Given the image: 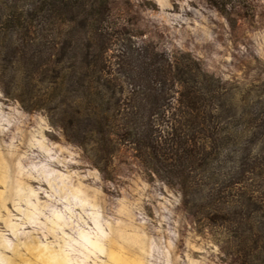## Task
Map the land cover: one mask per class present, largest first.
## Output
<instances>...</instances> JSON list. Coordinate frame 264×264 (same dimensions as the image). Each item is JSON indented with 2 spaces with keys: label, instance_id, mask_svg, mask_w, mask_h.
Listing matches in <instances>:
<instances>
[{
  "label": "trees",
  "instance_id": "1",
  "mask_svg": "<svg viewBox=\"0 0 264 264\" xmlns=\"http://www.w3.org/2000/svg\"><path fill=\"white\" fill-rule=\"evenodd\" d=\"M206 1L231 25L250 8ZM0 29L2 59L21 64L30 91L100 170L129 147L179 186L196 222L220 229L233 264H264V94L237 100L189 53L133 40L109 0H0Z\"/></svg>",
  "mask_w": 264,
  "mask_h": 264
},
{
  "label": "rangeland",
  "instance_id": "2",
  "mask_svg": "<svg viewBox=\"0 0 264 264\" xmlns=\"http://www.w3.org/2000/svg\"><path fill=\"white\" fill-rule=\"evenodd\" d=\"M249 5L231 25L206 0H109L133 40L189 53L235 99L250 91L255 104L264 94V0ZM3 32L0 264H233L220 229L196 222L179 186L150 174L129 147L100 170L67 139L21 64L2 59Z\"/></svg>",
  "mask_w": 264,
  "mask_h": 264
}]
</instances>
